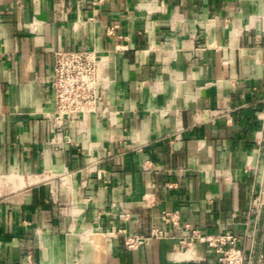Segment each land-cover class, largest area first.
<instances>
[{
    "label": "crops",
    "instance_id": "crops-1",
    "mask_svg": "<svg viewBox=\"0 0 264 264\" xmlns=\"http://www.w3.org/2000/svg\"><path fill=\"white\" fill-rule=\"evenodd\" d=\"M64 50L107 87L68 126ZM263 188L264 0H0V264H222L186 225L264 264Z\"/></svg>",
    "mask_w": 264,
    "mask_h": 264
},
{
    "label": "built area",
    "instance_id": "built-area-1",
    "mask_svg": "<svg viewBox=\"0 0 264 264\" xmlns=\"http://www.w3.org/2000/svg\"><path fill=\"white\" fill-rule=\"evenodd\" d=\"M100 67L101 61L96 51L64 50L55 53L50 86L54 96V116L60 126H68L74 119L97 113L107 89L100 81ZM257 199L260 203L264 200V188ZM162 221L174 227L180 225L177 212H164ZM185 228L188 235L180 239V244L190 248L196 244L205 245L222 264H245V253L238 247V238L234 234L209 235L189 225ZM121 232L124 233V230ZM165 237L167 233L164 230L153 229L149 235H126L124 246L128 250H137L149 240Z\"/></svg>",
    "mask_w": 264,
    "mask_h": 264
}]
</instances>
